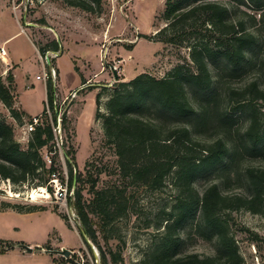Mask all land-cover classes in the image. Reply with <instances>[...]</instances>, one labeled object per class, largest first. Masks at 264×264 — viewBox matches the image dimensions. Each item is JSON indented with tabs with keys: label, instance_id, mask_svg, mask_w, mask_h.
<instances>
[{
	"label": "rangeland",
	"instance_id": "374dc122",
	"mask_svg": "<svg viewBox=\"0 0 264 264\" xmlns=\"http://www.w3.org/2000/svg\"><path fill=\"white\" fill-rule=\"evenodd\" d=\"M84 1L91 4L92 11L68 5L64 0H0V45L11 60L6 58L4 63L0 59V77L7 84V75L11 74L12 107L21 114V119L12 117L1 101L0 117L12 127L13 136L22 148H26L31 132L25 133L23 127L32 116L42 113L47 103L44 83L35 79L44 65L47 70L51 67L55 70L50 80L58 113L63 118L62 144L53 143L52 151L41 149L43 158L54 156L57 165L55 178L49 180L53 192L44 187V196L31 197L32 189L40 186L0 178V239L13 243L9 248L0 247V264H142L154 237L162 229L157 224L167 217L163 212L170 209L177 194L171 176L156 189L124 181L113 148L105 143L101 120L94 118V98L98 92L103 93L99 110L105 112L108 91L102 85L126 81L142 72L163 77L178 64L193 69L188 47L142 36H150L164 26L162 12L172 0H98V4ZM216 1L229 9L234 21H245L247 29L257 36L249 51L251 64L239 79H229V83L240 85L257 78L264 84V20H260L264 7L256 8L250 0ZM53 40L59 46L57 55L47 50L43 55L37 54L38 47ZM44 55L49 63L47 60L42 64ZM83 80L85 83L81 85ZM82 109L85 111L80 119ZM52 110L50 106L51 113ZM260 110L264 117V107L260 106ZM237 120L235 126H245L244 118ZM206 131L207 136L212 135L211 128ZM245 161L261 164L254 158ZM68 164L74 175L81 173V178H87L89 172L97 176V189L122 191L125 210L112 217L104 230L100 229L99 217L90 214L96 242L83 234L78 217H69L70 209H75L73 189H66V181L68 184L70 179ZM212 177V174L197 176L194 187L201 193ZM234 182L228 185L229 191L239 192L242 187H235ZM89 185L87 181L83 183L86 199L90 196ZM32 205L36 207L28 211ZM227 218L243 256L242 264H264V210L261 214L234 210ZM195 222L188 219L182 224L178 253L213 254L214 238L198 232ZM16 243L30 245L33 251L28 253L16 247ZM61 249L71 253L64 256ZM108 249L117 255L116 261L111 260Z\"/></svg>",
	"mask_w": 264,
	"mask_h": 264
},
{
	"label": "trees",
	"instance_id": "16d2710c",
	"mask_svg": "<svg viewBox=\"0 0 264 264\" xmlns=\"http://www.w3.org/2000/svg\"><path fill=\"white\" fill-rule=\"evenodd\" d=\"M64 1L93 10L84 0ZM93 1L98 4V0ZM250 3L259 9L264 7L261 0ZM162 19L164 26L150 36H142L188 47L193 69L178 64L163 77L142 72L126 81L102 85L108 91L105 112L99 110L103 93L98 92L94 118L101 120L105 143L113 148L124 181L156 189L171 176L177 192L170 209L163 212L167 217L157 224L162 229L142 264H242L243 256L227 216L239 209L253 214L264 210V117L260 110L264 107V84L253 78L233 85L229 79H239L251 64L249 51L257 36L247 29L245 21H234L229 9L216 0H172L167 2ZM260 20H264L263 10ZM38 50L43 55L45 50L59 51V46L53 40ZM7 80L5 84L0 77V101L12 117L20 120L21 114L12 107L11 74ZM45 85L46 100L51 105V80ZM52 116H56L54 109ZM239 118L245 119V126H235ZM208 128L211 136L206 134ZM53 143L52 126L44 121L22 148L12 127L0 117V178L19 184L32 182L53 192L49 180L57 172L55 158L51 156L46 164L41 154L42 148L55 149ZM248 158L261 164L246 162ZM68 166L67 187L73 189L71 197L83 234L96 242L90 214L99 217L100 229L104 230L112 217L125 210L122 191L97 189V176L89 172L87 178H81V173L74 175ZM209 174L213 179L200 193L194 181ZM232 179L235 187H242L239 192L229 191ZM86 181L90 183L87 199L82 193ZM35 207H28V211ZM188 219L196 220L198 232L214 238L213 254L178 253L180 230ZM3 245L9 248L13 243L0 239V247ZM108 253L112 261L117 260L114 252L108 249ZM102 257L106 263L104 253Z\"/></svg>",
	"mask_w": 264,
	"mask_h": 264
},
{
	"label": "built area",
	"instance_id": "2783aa9c",
	"mask_svg": "<svg viewBox=\"0 0 264 264\" xmlns=\"http://www.w3.org/2000/svg\"><path fill=\"white\" fill-rule=\"evenodd\" d=\"M50 53H52L53 55H57L58 52L57 51L56 52L50 51ZM6 54L7 53H6L5 48L3 47V45H0V59L4 63H6V61H7L6 60ZM39 57H40V59H42L41 56H39ZM47 60H48V57L46 55H44V60L42 61V64L46 63ZM48 63H49V60H48ZM54 72H55V70L52 67L49 70H47L44 67V65H42L41 74L35 75V78L38 80H42L45 83L46 79L49 80L50 77L54 75ZM71 96H73V93L71 94ZM50 106H52L56 112V116L54 119H53L52 113L50 111ZM58 112H59V108H58L57 103H56V95L53 94L51 105L47 102L45 105L44 111L40 114L32 116L29 119V121L25 124V126L23 127V131L25 133L26 132L30 133L35 129L36 126L42 124V122H44V120L47 119L45 122L49 123V125L52 126L54 143H57L58 146L61 145L62 141H61V134H60V132H61L60 126L62 124H61V117H60V114ZM44 160L46 161V163H50V158H45ZM53 176L51 179L55 178ZM66 189H67V181H66ZM65 193H66V191H65ZM68 214H69V217L71 219H76L78 217L77 213L72 208L70 209V212Z\"/></svg>",
	"mask_w": 264,
	"mask_h": 264
},
{
	"label": "water",
	"instance_id": "95a60500",
	"mask_svg": "<svg viewBox=\"0 0 264 264\" xmlns=\"http://www.w3.org/2000/svg\"><path fill=\"white\" fill-rule=\"evenodd\" d=\"M16 247L19 248H23L26 252L31 253L33 251V247L24 243H16L15 244ZM60 252L64 255V256H68L71 251L67 250V249H61Z\"/></svg>",
	"mask_w": 264,
	"mask_h": 264
},
{
	"label": "bare ground",
	"instance_id": "6f19581e",
	"mask_svg": "<svg viewBox=\"0 0 264 264\" xmlns=\"http://www.w3.org/2000/svg\"><path fill=\"white\" fill-rule=\"evenodd\" d=\"M36 188H38V187H36ZM35 188V189H36ZM44 187L43 186H40L38 189H36V190H34V189H32V191H31V197H34V196H44L45 194H44Z\"/></svg>",
	"mask_w": 264,
	"mask_h": 264
},
{
	"label": "crops",
	"instance_id": "0c3cea01",
	"mask_svg": "<svg viewBox=\"0 0 264 264\" xmlns=\"http://www.w3.org/2000/svg\"><path fill=\"white\" fill-rule=\"evenodd\" d=\"M38 55H39V53H37ZM6 58H8V60L9 61H11L10 60V58L8 57V55L6 54ZM12 64H13V62H12ZM14 68V67H13ZM13 68H12V73H13ZM14 77V76H13ZM36 79V78H35ZM14 80H15V78H14ZM38 80V79H37ZM44 83V82H43ZM44 92H45V95H44V97L46 98V85H45V83H44ZM92 94V93H91ZM87 96V95H86ZM86 96H85V98H86ZM84 98V100H85V102L83 103L84 104V107H85V104H86V99ZM21 109L23 110V111H25V109L22 107V105H21ZM82 111H85V109H82L81 110V113H80V119H81V117H82ZM26 112V111H25ZM29 114V113H28ZM39 114V113H38ZM31 116V115H30Z\"/></svg>",
	"mask_w": 264,
	"mask_h": 264
}]
</instances>
